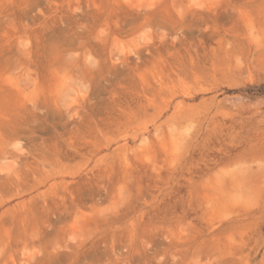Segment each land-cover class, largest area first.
<instances>
[{"label": "rangeland", "instance_id": "rangeland-1", "mask_svg": "<svg viewBox=\"0 0 264 264\" xmlns=\"http://www.w3.org/2000/svg\"><path fill=\"white\" fill-rule=\"evenodd\" d=\"M0 264H264V0H0Z\"/></svg>", "mask_w": 264, "mask_h": 264}]
</instances>
